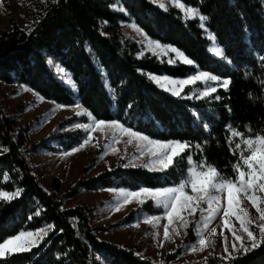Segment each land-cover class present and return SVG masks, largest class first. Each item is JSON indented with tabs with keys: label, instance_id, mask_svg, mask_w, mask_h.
Segmentation results:
<instances>
[{
	"label": "trees",
	"instance_id": "1",
	"mask_svg": "<svg viewBox=\"0 0 264 264\" xmlns=\"http://www.w3.org/2000/svg\"><path fill=\"white\" fill-rule=\"evenodd\" d=\"M181 1L188 6H199L198 0ZM116 2H44L32 20L31 33L17 24L0 33V80L7 84L26 85L38 91L45 99L58 104L72 105L74 101L80 100L84 107L98 114V118L111 119L116 115V107L109 109L110 100L101 84V76L97 75L93 65L95 61L97 66H102L110 73L105 79L111 81V87L119 97L121 115L126 105L135 100L139 102L140 113L151 112L156 120L163 122L159 132L147 120L139 123L141 130L155 138L199 141L201 134L185 122L187 109L196 106L214 112L216 126L212 129L213 138L206 155L209 162L226 169L230 174L231 168L228 166L235 158L225 140L227 133L224 125L231 121L234 127L244 131V126L250 124L253 133L257 128H264V96L256 100L249 99L250 92L256 95L260 93L257 85L264 81V68L258 63L254 68L248 67L247 71L252 75L245 79L243 67L239 71L231 70L214 59L208 51L210 39L198 27L197 20L185 22L183 13L176 7L164 11L152 4L151 0H124V6L149 36L153 39L163 37L162 43L180 47L203 70L230 77L232 81L228 90L218 89L221 99L210 104L173 97L151 82L146 74L183 78L194 69L181 64L169 65L150 53L138 58L136 54L141 49L140 44L121 30V22L130 20L109 7ZM261 7L258 0H206L203 4L202 11L211 16L210 22H206L207 28L216 34L221 44L227 45V54L237 65L253 64V55L249 54L245 43V24L250 29L252 40L257 44L264 43V11H261ZM50 60L53 61L51 64ZM55 64H60L77 81L82 82L78 96L70 93L55 78L56 72L52 66ZM137 69H142L144 74ZM121 79L126 81L122 92L119 87ZM229 107L231 112L228 111ZM75 119L76 116L68 118L59 127ZM31 124L20 125L19 120L7 114L0 104V147L9 149L0 154V173L6 174L0 176V188L8 191L16 187L23 189L20 197L7 204L0 203V233L6 237L18 234L20 230L34 231L47 224L53 225L30 252L14 254V264H95L92 254H98V250L111 253L115 264H156L147 257L138 256L132 249L100 239L91 224L93 207L84 204L67 207L64 198L73 197L80 188L95 190L115 186L136 190L138 185L161 186L153 179L159 174L142 168H124L119 164L115 169L106 170L100 175L86 180L79 179L71 190L59 196L60 180L55 179L53 189L48 190L33 172L28 153L48 145L37 142L27 147V131ZM78 136H82V131L59 135L57 142L62 149L69 150L77 143ZM140 208L152 214L159 213L151 206V202H147L131 211L124 222L132 220ZM37 212L39 215H35ZM61 228L64 231H59ZM193 239V233L189 232L186 242ZM262 249L264 245L238 259L237 254L234 255L235 264H264ZM178 252L180 249L168 254L163 264H172ZM201 264L232 262L210 255Z\"/></svg>",
	"mask_w": 264,
	"mask_h": 264
},
{
	"label": "snow or ice",
	"instance_id": "2",
	"mask_svg": "<svg viewBox=\"0 0 264 264\" xmlns=\"http://www.w3.org/2000/svg\"><path fill=\"white\" fill-rule=\"evenodd\" d=\"M52 2L58 4L59 0H52ZM205 2L206 0H198L199 6H188L181 0H171V3L183 13L182 18L185 22L197 20L198 27L208 33L211 44L208 51L213 54L214 59L231 70L239 71L243 67L245 69L244 78L249 79L252 73L247 71L248 67L254 68L258 63L264 68V43L254 42L250 29L245 24L243 29L246 34L245 43L249 54L253 55V64L251 66L237 65L227 54V45L221 44L216 34L207 28L206 22H210L211 16L202 11ZM258 2L262 5L261 11H264V0H258ZM151 3L158 5L164 11L168 10L167 5L161 3L160 0H151ZM109 7L115 12L124 14L131 21L130 27L142 37L141 49L136 54L138 58H142L145 52H148L169 65L181 64L192 66L194 69L191 74L183 78L147 73L150 81L161 90L181 100H200L209 104L221 99L218 88L228 90L232 82L230 77L225 78L212 71L203 70L200 64L190 58L180 47L172 43H162L163 37L153 39L124 6V0H117ZM34 23H39V21H34ZM28 30L31 33L32 30L30 28ZM52 62L49 61L50 64ZM93 65L97 75L101 76V84L108 94L109 109L115 106L116 115L111 119L98 118V114L84 107L80 100L74 101L72 105L58 104V108L71 107L77 118L82 117L87 121L79 122L77 119L71 125H66L65 129H54V131L72 129L76 133L82 131V136H78L77 143L70 150H62L61 155L67 157L79 152L94 140L93 134L97 132L105 133L111 139V144L105 145L104 151L111 149L113 153L119 154V149L115 145L122 138L127 137L126 145L135 142V152L128 157L125 147L121 159H128L129 163L123 164V167L142 168L150 173L159 174L153 179L161 186L138 185L136 190H129L125 187L111 188L110 191L117 193V199L114 201L117 211L122 205L131 203L133 200L140 205H144L146 201L151 202V206L161 214L145 215V221L158 229L160 222L166 219L167 223L163 225V239L173 240V242L174 237L186 234L184 230H188L190 226L188 218L198 214L199 219L194 224V242L186 250L195 253L203 252L206 248H214L215 240L212 237L217 235V228L227 229L230 236L223 232L220 233L223 238V251L227 253L222 260L230 261L232 264H235L233 253L237 254L238 259L260 249L264 245V128H257L253 133L250 124L244 126V131L234 127L231 121L224 125L227 133L225 140L229 151L235 158L234 162H230L228 166L231 168L229 174L226 169H221L209 162L206 155V150L210 149L213 138L212 129L216 126L214 112L196 106L187 109L185 122L187 126L193 127L194 131L201 134L199 141L182 138H155L153 135L146 134L138 125L142 120H147L159 132L163 122L156 120L151 112L140 113L139 102L135 100L126 105L121 115L119 97L115 94V89L111 87V81L105 79L110 76V73L102 66H97L95 61ZM137 71L144 74L142 69H137ZM55 78L70 93L79 95L82 82L77 81L72 73L60 68ZM125 86L126 81L121 79L119 81L121 92ZM186 87L187 92H185ZM257 87L260 89L259 95L250 92V100L264 96V81H261ZM23 90L30 91L31 89L25 85ZM35 95L40 101L45 100V97L38 91ZM228 111L231 112L230 107ZM133 120L136 123H132ZM46 122L47 120L41 121V123ZM181 126L185 125L181 124ZM165 134L171 135L170 133ZM3 151L7 152L9 149L5 147ZM3 175L6 174L0 173V176ZM174 176L177 179L173 180ZM22 192L23 189L19 187L13 191L0 188V203H10L13 199L20 197ZM249 207H254L257 215H250ZM140 211L142 212L143 208H140ZM218 217L221 218V222L212 226ZM233 218L239 222V227L235 226ZM138 225L139 220H137ZM45 227L50 229L53 225L47 224ZM45 227L35 231L20 230L18 234L6 237L0 233V241H2L0 242V264H14V254L30 252L47 235ZM73 227L76 225L73 224ZM59 231L62 232L64 229L61 228ZM156 235L159 236V233L157 232ZM160 247H163L162 243ZM92 255L95 264H115L111 253L98 250V254L93 253ZM137 255L140 254L137 253ZM160 264H163V261Z\"/></svg>",
	"mask_w": 264,
	"mask_h": 264
},
{
	"label": "rangeland",
	"instance_id": "3",
	"mask_svg": "<svg viewBox=\"0 0 264 264\" xmlns=\"http://www.w3.org/2000/svg\"><path fill=\"white\" fill-rule=\"evenodd\" d=\"M44 2L45 0H0V33L4 30L12 29L13 24H17L23 28L27 26L26 29H29L35 14L39 13ZM160 2L165 3L168 8L175 7L171 3V0H160ZM130 24L131 21L121 22V30L127 37L140 44L142 37L130 27ZM205 34L209 38L208 33ZM147 53L145 52V54ZM52 66L56 73L60 68H63L60 64ZM23 86L25 85L16 83L7 84L0 80V104L4 107L7 114L19 120L20 125L32 123L27 131L29 134L27 147L30 148L37 142H44L50 146L40 147L36 151L28 153L33 172L39 178L44 188L52 190L53 181L58 179L61 182V191L59 192V196H61L71 190L79 179L86 180L100 175L106 170H113L119 164L129 163L128 159H121V156L124 155L126 147L127 156L131 157L135 152V142L131 145H126L125 141L127 137H124L115 145L119 149V154L113 153L111 149L105 152V145L111 144V139L105 133L100 132L94 133V140L79 152L67 157L61 155V151L65 149L60 147L57 137L74 132L75 130L54 131V129H65L66 125H71L77 119L79 122L87 121H84L81 117L65 122L59 127V124L64 120L74 117L75 111L71 107L58 108V103L47 99L40 101L36 97L34 90L29 87L31 90L25 91L23 90ZM187 91L186 87L185 92ZM42 120H47V122L41 123ZM3 149L0 147V154L4 152ZM113 187L115 186L95 190L80 188L73 197L64 198L65 206L71 207L84 204L88 207H93L90 217L91 224L95 227L96 234L100 239L109 240L122 247L132 249L141 256L151 259L156 264H160L161 261L164 263L167 255L176 252L178 249H180V252H178L175 259L171 262L172 264H201L210 255L221 258L227 256V253L223 251V238L220 233L223 232L229 236L231 234L229 230L222 228H217V235L212 237L215 240L214 248H206L203 252L195 253L186 250L194 242V239L186 242L185 238L189 232L193 233L195 230L194 224L199 219L198 214L188 218L190 220V231L189 229L184 230L186 234L174 237V242L173 240L165 241L163 239V225L167 223L166 219L160 222L158 229L153 228L145 221L144 216L152 213L137 211L133 215L132 220L124 222V219L131 211L142 205L133 200L131 203L122 205L120 210L117 211L114 207L117 193L110 191ZM248 211L250 215H257L254 207H249ZM137 220H139L138 226ZM219 222H221V218L218 217L212 226H215ZM233 223L236 227H239V222L234 218ZM45 230L48 232L49 228L45 227ZM157 232L159 236L156 235ZM161 243L163 247H160ZM234 255L236 253H233Z\"/></svg>",
	"mask_w": 264,
	"mask_h": 264
}]
</instances>
